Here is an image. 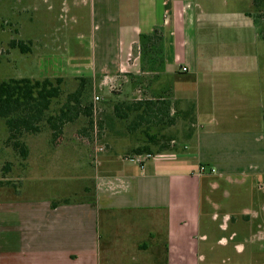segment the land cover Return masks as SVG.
<instances>
[{"label": "crops", "instance_id": "obj_1", "mask_svg": "<svg viewBox=\"0 0 264 264\" xmlns=\"http://www.w3.org/2000/svg\"><path fill=\"white\" fill-rule=\"evenodd\" d=\"M82 1L99 23L95 30L102 29L100 53L84 74L35 79H97L101 86L126 74L133 89L141 74L153 75L147 92L192 106L189 136L182 150L151 156L126 155L115 145L84 147L76 131L56 147L44 134L33 136L29 173L55 176L67 163L83 187H30L43 194L1 201L0 264H212L205 249L214 224L227 234L217 238L220 246L237 237L254 245L263 240L264 41L252 10L238 15L261 40L240 39L227 54L224 40L199 46L197 27L209 40L222 15L199 13L194 0ZM153 30L161 35V53L154 70H146L149 62L130 55L139 36ZM212 47L219 51L209 52ZM244 247L234 244L236 251Z\"/></svg>", "mask_w": 264, "mask_h": 264}, {"label": "rangeland", "instance_id": "obj_2", "mask_svg": "<svg viewBox=\"0 0 264 264\" xmlns=\"http://www.w3.org/2000/svg\"><path fill=\"white\" fill-rule=\"evenodd\" d=\"M250 4L251 0H194V6L199 13L215 11L218 15H222L217 19L222 21L215 23L214 34L209 40L200 38L199 34L203 28L197 27L199 46L202 42L205 46H208V43L217 46L218 42L224 40L227 46L222 52L229 54L231 53L230 48L237 45L235 42L240 39L244 40L245 38V43H254L257 38L261 40L255 32L248 29L247 22L239 18L238 15L247 9L252 10V16H256L264 30V11L253 12ZM199 19L205 20L203 17ZM94 23L99 26V23L94 21L90 15L89 3L82 0H0V82L10 78L35 79L41 75H50V73L59 75L60 72L74 75L75 71H80L84 74L87 71L84 68L89 66L91 58L101 51V44L98 41L101 38L102 29L95 30ZM247 24L251 28L249 25L251 23ZM243 33L245 37H243ZM18 42L25 44L29 52L21 54L17 47L12 48L11 44L14 43L16 46ZM152 46L151 51L147 48L141 51L138 43L130 56L143 57L145 60L158 58L156 53L160 48L159 44ZM248 46L249 48L253 47V45ZM218 51L217 47H212L209 50L211 53ZM140 68L142 69L143 65H140ZM57 69L60 70L57 71ZM144 69H149L148 64H144ZM119 76L116 81L105 80L101 86L97 79L94 83L85 79L86 84L83 81L64 80L61 89H59V95L52 99L45 118L56 120L59 110L64 108L63 106L67 103V96L75 92H79L78 99L82 113L71 122L59 124L61 127L58 130H53L47 121H43L39 125L38 133L24 134L20 140L26 145V148L27 146L29 148L30 141L34 139L33 136L44 134L46 139L49 137L52 144L55 142L52 146L56 147L64 135L76 131L77 138L84 141L82 145L89 148L95 147L97 150L101 148V151H106L115 145L120 152H125L126 155L131 154V149L140 144L143 136L140 134V129L131 133L126 129L131 116L128 121L123 122L113 118V105L119 101L157 99L160 96H153L152 93L147 92L150 86L148 78L153 75L141 74L138 81L134 82L136 87L133 89L129 87L126 74ZM145 77L146 81L143 80ZM95 96L99 97L98 101L94 100ZM175 108L183 110L185 105L178 103ZM180 112L177 113L175 123L161 131V136L171 139L169 146L174 152L182 150L181 146L188 136L186 128L190 123L187 119L182 118ZM114 139L117 140V143L113 142ZM86 141L88 143L90 141L91 145ZM28 152L27 149V155ZM93 165L94 161L92 160L91 171ZM30 167H32L30 159L27 156L22 159L10 146L6 127L3 120L0 119V202L15 200L20 195L25 199H32L43 194V192L30 193L32 189L38 191L37 189L46 190L51 187L58 191L66 189V187H72L75 190H80L83 187L81 181L79 186L78 179H75L79 178L78 170L75 172L69 170L67 163L60 165L61 170H56L55 176L29 173ZM75 174L77 177L74 176ZM87 185L89 183L85 184V186ZM75 199H78V196ZM262 220L258 230L262 232L261 236L264 238V213ZM143 226H145L144 223ZM145 228L150 229L148 226ZM222 235L227 239V234H220L214 224V230L208 241L211 249H205L208 253L205 256L206 262H212V264H264V239L259 242L256 240L254 245L249 242L245 243L244 240L241 241L242 238L237 237L228 245L220 246L216 242L217 238ZM103 236L105 238L104 233ZM104 238L102 237L103 240ZM235 243L246 246L245 250L243 252L236 251Z\"/></svg>", "mask_w": 264, "mask_h": 264}, {"label": "trees", "instance_id": "obj_3", "mask_svg": "<svg viewBox=\"0 0 264 264\" xmlns=\"http://www.w3.org/2000/svg\"><path fill=\"white\" fill-rule=\"evenodd\" d=\"M253 12L264 11V0H251ZM254 17L255 23L260 27L261 37L264 41V30L261 28L259 20ZM258 17V16H257ZM161 35L157 30H153L150 35L142 34L139 36V48L151 51L152 45L161 44ZM153 42V44H152ZM21 54L29 52L25 44L18 42L16 46ZM160 48L156 57L160 56ZM154 56V55H151ZM141 60L145 58L140 57ZM157 58L146 60L150 69L154 70ZM63 80L57 79H30V78H10L0 82V119L3 120L8 133V142L12 149L20 157L26 158V145L20 140L24 134H35L40 131V123L47 121L53 130L60 129L59 124L71 122L78 118L82 113L79 92L67 96V103L59 110V116L45 118L46 112L53 98L59 95ZM86 84L85 81H83ZM156 96V95H155ZM177 102H172L169 98L159 97L157 99L147 98L133 101H119L113 105V118L119 122L128 121L126 129L129 133L140 129V144L135 145L130 153L132 155H154L171 151L169 146L170 138L161 136L163 128L175 123L178 111L182 118L189 119L192 106L187 105L183 110H177ZM173 111V112H171ZM172 113V114H171ZM57 123H56V122ZM52 122V123H51ZM189 125H187V135L189 136ZM187 136V137H188ZM186 137V138H187ZM67 201L64 200V203Z\"/></svg>", "mask_w": 264, "mask_h": 264}, {"label": "built area", "instance_id": "obj_4", "mask_svg": "<svg viewBox=\"0 0 264 264\" xmlns=\"http://www.w3.org/2000/svg\"><path fill=\"white\" fill-rule=\"evenodd\" d=\"M181 70L183 71V72H185L186 71V68H181ZM94 100L95 101H98L99 100V97H97V96H95L94 97ZM102 149L101 148H99L98 149V151H101ZM206 172V169H205V166L204 165H200V167H199V169H198V174H203V173H205ZM209 173H214V169H212L211 168V170L209 171Z\"/></svg>", "mask_w": 264, "mask_h": 264}]
</instances>
